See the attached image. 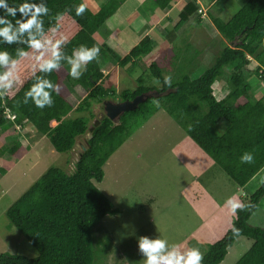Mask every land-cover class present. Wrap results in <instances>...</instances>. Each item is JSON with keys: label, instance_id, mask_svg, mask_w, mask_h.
Here are the masks:
<instances>
[{"label": "trees", "instance_id": "obj_1", "mask_svg": "<svg viewBox=\"0 0 264 264\" xmlns=\"http://www.w3.org/2000/svg\"><path fill=\"white\" fill-rule=\"evenodd\" d=\"M124 1L105 0L97 10L91 11L83 0H46L51 23H55L56 13H65L56 36L63 38L62 51L71 55L73 48L84 45L97 47L99 53L84 66L78 79L69 75L64 62L46 74L59 88L51 93L52 104L42 109L30 99L28 103L23 102L24 92L33 82V61H22L15 90L0 99V140L21 131L28 122L38 135L48 138L56 152L73 151L82 137L85 150L77 157L71 173L57 167L47 169L7 209L10 224L26 238L38 256L29 259L0 254V264H93L98 254L95 243L98 226L104 217L119 213L96 186L103 179V166L134 131L159 110H164L237 186L244 187L264 168V92L255 96L249 83L252 77L264 80L259 74L264 70V45L261 44L264 41V0H245L228 20L211 17L223 45L198 78L190 77L196 66L189 67L188 53L184 52L175 56L178 66L183 64L180 68L183 73L177 80L165 85L162 69L150 61L145 66V74L154 78L159 87L148 86L144 77L139 76L135 89L122 90L118 94L114 88L104 85L98 57L108 53L121 68L135 66L156 46L154 40L145 36L121 57L106 44L95 41L94 34ZM151 1L153 8L160 10H165L171 2ZM80 4L84 5V12L76 15L75 7ZM196 11L195 2H187L179 13L176 30ZM49 17H45V27L50 22ZM3 47L12 52L16 45ZM186 48L192 49L189 43ZM247 56L258 68L248 71L250 60ZM220 80L226 82L229 92L218 98L213 86ZM73 93L81 100L77 102ZM146 93L154 95L139 103L136 109L124 112L117 121L105 115L89 127L94 104H103L114 95L126 101ZM7 112L14 116L13 120L6 118ZM73 112H87L88 115L71 117ZM25 150L26 147L15 139L0 151V157L9 154L20 159ZM244 152L252 153V163H240L239 157ZM11 165H0V175L6 174ZM263 199L264 183L234 212L231 226L222 238L208 245L201 264L222 262L228 248L239 237H246L252 243L234 264H264V228L249 223ZM233 227L238 232L234 233Z\"/></svg>", "mask_w": 264, "mask_h": 264}, {"label": "rangeland", "instance_id": "obj_2", "mask_svg": "<svg viewBox=\"0 0 264 264\" xmlns=\"http://www.w3.org/2000/svg\"><path fill=\"white\" fill-rule=\"evenodd\" d=\"M83 1L91 11L97 10L105 2ZM245 2L219 0L215 9H224L222 20H228ZM170 18L176 21V14H171ZM170 27L171 25L166 30L171 31ZM153 36L164 39L157 41L161 49L151 52L144 57L147 60L140 61L135 66H125L121 68V72L117 68L111 74V84L107 83L108 87L114 88L118 94L122 90L135 89L137 80L134 82L131 79L135 76H143L148 86L159 87L160 84L154 78L145 74V66L150 61L158 64L163 76L168 75L170 81H174L183 73L180 69L183 64L178 66L175 56L201 49L203 56L210 58L206 61L210 64L222 47L220 40L209 43L204 38L203 42L199 41L193 31H188L185 35L178 32L177 38L172 41L168 32L163 36L159 33ZM188 41L192 49L187 50L185 48ZM101 57L111 58L108 53L101 54ZM68 68L66 64L67 72ZM117 72L120 75L119 82L114 85L112 78ZM223 83L216 88L218 98L225 96L220 91ZM249 83L253 94L256 90L262 92V82L260 90L257 89L258 86L255 87L257 80L254 77ZM74 98L77 102L81 100L77 94ZM109 101L121 102L118 95H114ZM105 104L92 106L90 128L106 115ZM87 115V112L70 114L71 117ZM114 120L117 121V117ZM23 126L21 131L0 140V151L15 139L26 147L20 159L9 154L0 157V165L12 163L7 173L0 175V254L34 259L38 256L37 251L10 224L6 211L47 169L57 167L71 173L86 143L84 137L79 138L73 151L59 153L53 149L48 138L35 132L30 123L25 122ZM103 173L102 181L96 183V186L110 199L119 213L104 217L98 226L95 232L98 254L93 264H127L126 260L132 264L139 261L141 256L137 250L136 237L153 236L156 232L170 242H183L185 248H199L203 256L208 245L222 238L231 226L234 213L224 206V201L233 197L241 204L263 184L261 178L264 177L262 170L244 187L237 186L164 110L157 111L134 131L108 159L103 166ZM249 223L264 228V199ZM251 243L250 239L239 237L228 248L225 258L219 264H234L248 251Z\"/></svg>", "mask_w": 264, "mask_h": 264}, {"label": "clouds", "instance_id": "obj_3", "mask_svg": "<svg viewBox=\"0 0 264 264\" xmlns=\"http://www.w3.org/2000/svg\"><path fill=\"white\" fill-rule=\"evenodd\" d=\"M83 12V4L75 7L76 15ZM64 15L62 12L56 13L53 24L46 0H0V99L15 90L19 83V66L26 59L33 61V82L24 92L23 102L28 103L30 99L36 107L42 109L52 104L51 93L57 92L59 88L46 74L58 69L61 62H64L69 66V75L78 79L84 66L96 58L99 53L97 47L80 45L72 49L71 55L62 51L63 38L58 39L56 36ZM45 17H49L50 21L47 27ZM205 17L206 12L203 18ZM261 44L264 45V41ZM5 45L16 47L10 52L7 47H3ZM248 59L253 61L250 57ZM170 79V76L165 75L164 84L168 85ZM239 161L242 164L252 163V153H242ZM261 183H264V177L261 178ZM224 206L233 213L243 207L233 197H228ZM233 232H238V229L233 227ZM136 244L141 259L132 264H201L202 261L199 248H185L183 242H170L157 232L153 236H137Z\"/></svg>", "mask_w": 264, "mask_h": 264}, {"label": "crops", "instance_id": "obj_4", "mask_svg": "<svg viewBox=\"0 0 264 264\" xmlns=\"http://www.w3.org/2000/svg\"><path fill=\"white\" fill-rule=\"evenodd\" d=\"M191 1L195 2V4L198 6V9L205 10L206 17H201V15L196 11L189 17V20L183 26H181V28L176 30L175 27L177 25L178 16L182 10V7L187 2ZM202 1L203 0H171L170 4L165 10H160L158 8H153V4L150 3V0H125L124 3L118 8L117 12L111 18H109L94 34V39L99 44H106L116 55L121 57L125 56L145 36H149L152 40H154L156 46L153 52H155V50L161 49V47L158 46L157 41H164V39L154 37L153 35L156 33H159L163 36L168 32L169 39L172 41L173 39L175 40L177 38L178 32L185 35L186 32L193 31L195 33V38L201 42H203L202 39L207 38L206 40L209 43L213 42L214 40H220L221 44L223 45V39L220 36H217L218 32L211 22V17L222 18L225 15L223 14L224 9H215V5L219 0H206L204 3H202ZM145 7H147L146 10ZM171 14L174 16L176 14V21H172L170 18ZM148 19L149 21H147ZM170 25L171 31H167L166 28ZM187 43H189V41ZM202 52L203 51L201 49H193L192 52L188 53L187 61L189 67L190 65L196 66V68L190 74L192 79L198 78L202 74L204 68L209 64L206 61H208L210 58L208 56L205 57V55L203 56ZM145 60H147V58H143L142 62ZM250 62H252L253 65L251 63L249 64L247 67L248 71L258 68V64L255 61ZM98 63L105 77V86H107V83L111 84L109 79L111 78V74L116 72L117 68L120 69V72L122 71L121 67H119L111 58H102L100 55L98 57ZM118 73L119 72H117V74L112 78L114 85L118 84L119 82L120 75H118ZM137 78L138 76H135L131 79L135 82ZM222 81L225 83L226 88H224V83ZM221 83L223 84L220 86V91L222 94L224 93V95H226L229 92L227 89L229 87L224 80H220L214 84V93L216 88L219 87ZM256 86H258L257 89H261L260 80H257L255 87ZM261 91L262 92L256 90L255 96L263 93L264 88L261 89ZM74 95H76V93H73V96ZM262 170H264V168Z\"/></svg>", "mask_w": 264, "mask_h": 264}, {"label": "water", "instance_id": "obj_5", "mask_svg": "<svg viewBox=\"0 0 264 264\" xmlns=\"http://www.w3.org/2000/svg\"><path fill=\"white\" fill-rule=\"evenodd\" d=\"M154 95L153 93H146L135 97L133 100H126L121 102L112 103L110 101H106L105 103V111L106 116L110 118L112 121H115L114 118L117 117V120L120 116L126 111H132L136 109L139 103L145 101L150 96ZM156 95V94H155ZM83 150L85 148L83 147Z\"/></svg>", "mask_w": 264, "mask_h": 264}, {"label": "built area", "instance_id": "obj_6", "mask_svg": "<svg viewBox=\"0 0 264 264\" xmlns=\"http://www.w3.org/2000/svg\"><path fill=\"white\" fill-rule=\"evenodd\" d=\"M198 12H199L203 17L205 16V12H204L202 9H200ZM259 74H260V77L264 79V70H261V71L259 72ZM262 85H263V87H264V80L262 81ZM6 114H7V115H6V118H7V119H10V120H13V119H14V116H13V115L9 114L8 112H7Z\"/></svg>", "mask_w": 264, "mask_h": 264}]
</instances>
